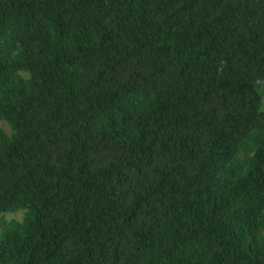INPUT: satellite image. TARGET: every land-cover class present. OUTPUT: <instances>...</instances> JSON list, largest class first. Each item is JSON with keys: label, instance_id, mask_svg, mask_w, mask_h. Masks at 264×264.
Here are the masks:
<instances>
[{"label": "trees", "instance_id": "1", "mask_svg": "<svg viewBox=\"0 0 264 264\" xmlns=\"http://www.w3.org/2000/svg\"><path fill=\"white\" fill-rule=\"evenodd\" d=\"M0 264H264V0H0Z\"/></svg>", "mask_w": 264, "mask_h": 264}, {"label": "rangeland", "instance_id": "2", "mask_svg": "<svg viewBox=\"0 0 264 264\" xmlns=\"http://www.w3.org/2000/svg\"><path fill=\"white\" fill-rule=\"evenodd\" d=\"M0 126H3L6 129V131L9 132L10 127L8 126L7 123H4L3 121H0Z\"/></svg>", "mask_w": 264, "mask_h": 264}]
</instances>
